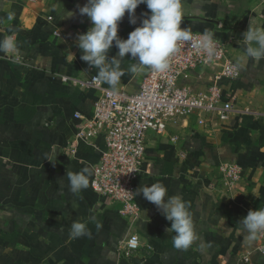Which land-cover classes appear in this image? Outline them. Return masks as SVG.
Masks as SVG:
<instances>
[{"label": "crops", "instance_id": "1", "mask_svg": "<svg viewBox=\"0 0 264 264\" xmlns=\"http://www.w3.org/2000/svg\"><path fill=\"white\" fill-rule=\"evenodd\" d=\"M86 3L0 0V39L15 35L21 51L0 54V264H264L255 239L240 224L250 210L264 208V117L253 113L264 114V60H250L241 41L249 27L264 26V0H182L181 28L214 32L239 67L237 79L220 81L223 98L237 111L206 127L191 115L163 134L149 135L134 181L140 216L131 227L117 204L91 186L79 195L69 190L67 173L83 168L92 173L104 147L102 135L80 140L73 116L89 114L96 96L72 82L97 74L77 46L78 36L91 27L79 12ZM9 12L15 14L11 22ZM146 13V5H138L131 24L126 12L118 36L127 39ZM117 52L113 44L109 58ZM129 59L122 63L118 90L135 93L148 69L131 73L136 61ZM212 73L197 69L182 81L201 89ZM54 148L53 164L44 159ZM223 162L242 168L232 193L218 181ZM156 183L166 187L167 197H181L192 214L200 239L187 251L173 247L175 233L166 231L171 222L162 210L137 194ZM74 220L86 223L91 237L70 239ZM132 232L139 235V249L118 255L119 241Z\"/></svg>", "mask_w": 264, "mask_h": 264}, {"label": "built area", "instance_id": "2", "mask_svg": "<svg viewBox=\"0 0 264 264\" xmlns=\"http://www.w3.org/2000/svg\"><path fill=\"white\" fill-rule=\"evenodd\" d=\"M218 52V57L209 63L191 45H180L179 51L170 58L169 70L157 73L148 69L135 93L120 89L118 95H111L108 87L96 84L94 74L86 79L72 80L96 93L89 114L75 112L73 115L79 121L76 136L80 140L90 142L99 135L104 139L100 156L92 165L91 189L108 203L117 204L119 215L130 227L140 216L134 181L145 159L149 135L163 134L170 126L191 115L196 116L198 124L206 127L226 120L237 111L232 101L223 98L220 81L237 79L240 70L228 55L227 43L218 40ZM197 69H212L213 72L208 84L201 89L182 81ZM62 79L66 80L65 77ZM246 112L250 111L246 109ZM253 113L264 117L263 113ZM218 170V181L223 187L230 193L237 190L242 168L223 162ZM133 239L138 240L135 247L131 243ZM139 247V235L132 232L119 241L117 254L129 257ZM254 250L264 255V232L255 236ZM243 260L248 261V256L245 255Z\"/></svg>", "mask_w": 264, "mask_h": 264}, {"label": "clouds", "instance_id": "3", "mask_svg": "<svg viewBox=\"0 0 264 264\" xmlns=\"http://www.w3.org/2000/svg\"><path fill=\"white\" fill-rule=\"evenodd\" d=\"M144 4L150 10L145 14L141 25L128 34L127 39L118 36V24L127 12L129 22L136 23L135 10ZM81 15H86L91 27L77 39V46L82 50L81 59L97 70L95 82L97 85H108L111 95H118V86L125 72L122 63L126 55L127 61L135 60L130 65L131 73L135 74L145 69L157 73H165L170 68V58L179 51L180 45H191L197 54H203L207 62L218 57V40L214 32L205 31L198 36L187 28H181L184 19L182 0H87L79 8ZM15 18L14 12L6 16L8 22ZM242 47L244 54L253 61L264 60V26L249 27L243 33ZM113 44L118 49L116 56L109 58ZM0 54L20 56V44L15 35L0 39ZM58 148L45 154V159L53 164L56 162ZM92 173L83 168L80 172H68L69 190L79 195L90 186ZM143 197L162 210L165 218L171 222L166 231L175 233L172 244L175 249L187 251L200 238L195 230L193 217L187 204L179 196L167 197V189L156 183L145 186L138 191ZM241 231L254 240L255 236L264 232V208L250 210L240 220ZM70 239L91 237L86 223L73 221L70 228ZM132 246L138 240H132Z\"/></svg>", "mask_w": 264, "mask_h": 264}]
</instances>
